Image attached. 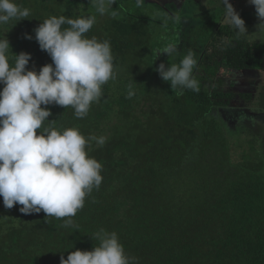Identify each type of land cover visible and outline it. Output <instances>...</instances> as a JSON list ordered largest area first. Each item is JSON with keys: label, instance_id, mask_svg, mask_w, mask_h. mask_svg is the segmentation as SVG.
<instances>
[{"label": "trees", "instance_id": "1", "mask_svg": "<svg viewBox=\"0 0 264 264\" xmlns=\"http://www.w3.org/2000/svg\"><path fill=\"white\" fill-rule=\"evenodd\" d=\"M16 3L30 9V15L0 26V39L7 36L14 54L31 55L28 70L52 63L35 40L40 23L52 16L98 14L85 0ZM213 7L218 6L213 2L198 16H208L219 36L221 32L226 38L229 30L239 36L226 19L216 24ZM235 10L248 30L241 36L247 37L259 23L255 6L239 0ZM201 29L208 31V26ZM85 35L110 41L116 78L102 86L101 97L85 118L77 119L71 107L49 105L48 120H55L59 130L78 128L85 137L104 138V144L92 141L90 150L86 147L102 163L101 186L86 196L70 227L64 226L67 218L49 222L51 217L42 211L22 214L19 204L7 209L0 197V264H60L61 255L67 259L76 250L92 251L99 242L91 236L101 228L118 234L136 264H264V153L256 151L264 130L244 136L246 148L239 147L235 125L223 118L239 87L227 77V85H221L227 94L210 96L204 90L195 96L184 89L181 95L179 88L174 93L155 69L174 58L179 64L178 45V55L166 54L157 64L139 63L124 52L129 41L113 19ZM199 43L206 46L207 40ZM217 56L232 61L238 57L233 73L264 69V46L255 43L232 42L224 52L216 49L213 58ZM9 57L12 63L11 49ZM237 79L254 84L246 73ZM129 84L135 93L131 98ZM248 99L260 105L258 96Z\"/></svg>", "mask_w": 264, "mask_h": 264}, {"label": "clouds", "instance_id": "2", "mask_svg": "<svg viewBox=\"0 0 264 264\" xmlns=\"http://www.w3.org/2000/svg\"><path fill=\"white\" fill-rule=\"evenodd\" d=\"M85 1L94 5L96 10L90 11L98 14L76 18L52 16L34 29L35 40L52 60L39 71L28 70L30 54H14L7 36L0 39V85H3L0 90V197L7 209L22 205L19 211L25 215L42 211L46 218L51 217L49 222L54 221L53 217L67 218L65 227L73 225L77 211L84 209L86 196L101 186L102 163L91 157L86 147L90 150L92 141L102 145L105 140L93 135L85 137L78 128L59 130L55 120H48L52 113L47 106L71 107L76 118L83 119L92 103L101 97L102 86L116 78L110 41L85 35L107 18L120 25L121 37L129 41L124 52L131 61L157 64L166 54L169 58L178 55L180 47L179 64L174 58L171 64L161 63L155 69L163 81L170 83L174 93L179 88L181 95L184 89H190L195 96L204 90L210 96L227 94L221 85H227L225 79L228 77L233 81L232 85L239 88L231 95L236 96L232 103L224 107L226 124H234L232 129L243 137L252 133L251 130H264L258 111L248 109L246 105L256 91L259 104H262L264 90L256 89L255 79L253 85L237 79L240 73L260 74L264 69L233 73L232 67L238 57L233 61L222 56L213 58L216 49L224 52L232 42H247L249 37L241 36L248 30L230 0H222L225 7H220L222 17L226 12L223 22L225 19L230 22L239 36L229 30L226 38L221 32L220 36L216 32L206 36L208 31L201 29L204 26L199 25L197 17L193 20L192 16L198 15L188 9L191 0ZM249 4L255 6L259 21L257 31L264 33V0H249ZM194 7L198 8V3ZM153 9L175 21L176 28L162 34V23L151 16ZM29 15L30 9L22 7L16 0H0V26L13 20H25ZM197 33L205 37L202 39ZM191 37L196 42L194 46H190ZM25 38L33 39L28 34ZM200 40H207L206 46L199 43ZM248 42L260 45L253 38ZM9 49L14 57L12 63ZM245 91L251 94L245 95ZM133 95V85L129 84L128 97ZM261 140L264 142V137ZM237 146L242 145L237 143ZM259 150L256 149L258 154L264 153ZM91 238L99 242L92 251L76 250L67 259L61 255L60 264H136L115 231L101 228Z\"/></svg>", "mask_w": 264, "mask_h": 264}, {"label": "rangeland", "instance_id": "3", "mask_svg": "<svg viewBox=\"0 0 264 264\" xmlns=\"http://www.w3.org/2000/svg\"><path fill=\"white\" fill-rule=\"evenodd\" d=\"M238 1L239 0H230V2L232 3L234 8L236 7ZM213 2L218 6V7H213L216 9L214 11L215 13H213V14H215L214 15L215 21L217 23H220V21H223V17L224 16L226 17V12L223 13V17H222L221 8L225 9L222 0H191V2L188 4V9L193 14L199 15V14L203 13L202 10H204V8L207 7V9H209L213 5ZM197 3H198L199 9L197 7H194V6H196ZM152 11H153V13L151 14V16L155 20H158L162 23V25L160 26V31L162 34H165L169 29H175L176 28L177 25H176L175 21H173L172 19H168L166 16H164L161 13L156 12L154 9ZM193 20H194V17H193ZM197 20L199 23H202L204 27L208 26V32L209 33L212 32L213 24L210 23L208 16H197ZM194 27H197V25H194ZM249 35L250 36L248 37L247 42L251 38L255 39L256 42H259L260 45L264 42V33L258 32L256 28L253 31H249ZM197 36L202 38V39L205 37L204 35L199 36V33H197ZM193 39H194L193 37L190 38V40H191L190 46H194L196 44V42H194ZM149 59H151V58H149ZM249 78L255 79L257 90L258 89L264 90V72H261L260 74H258L256 72H251L249 74ZM250 87H252V86H250ZM253 90L254 89H251V91H253ZM257 95H258V93L256 91L252 95H250V97L255 98ZM246 105H247L248 109H249V107H251L250 108L251 110L254 108L255 112L258 111L259 120H260V122H262L264 124V100H263V103L260 104L259 106L256 104L255 99L247 102ZM251 132H252V130H251ZM245 134H247V133H245ZM242 138H243V136H238L235 139V141L238 142L239 145H242L243 147L246 148L245 144L244 143L242 144V141H243ZM259 148L261 149V151L259 150ZM257 150H259L260 152H262V151L264 152V142H262V140H257Z\"/></svg>", "mask_w": 264, "mask_h": 264}]
</instances>
